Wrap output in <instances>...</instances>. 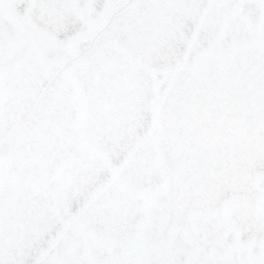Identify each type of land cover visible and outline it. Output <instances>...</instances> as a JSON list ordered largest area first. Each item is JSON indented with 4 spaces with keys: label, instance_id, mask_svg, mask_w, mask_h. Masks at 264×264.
Returning a JSON list of instances; mask_svg holds the SVG:
<instances>
[{
    "label": "water",
    "instance_id": "1",
    "mask_svg": "<svg viewBox=\"0 0 264 264\" xmlns=\"http://www.w3.org/2000/svg\"><path fill=\"white\" fill-rule=\"evenodd\" d=\"M0 264H264V0H0Z\"/></svg>",
    "mask_w": 264,
    "mask_h": 264
}]
</instances>
